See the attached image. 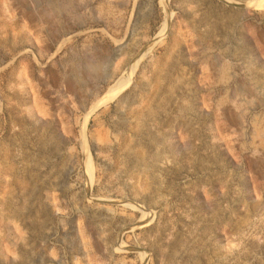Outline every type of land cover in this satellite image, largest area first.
I'll list each match as a JSON object with an SVG mask.
<instances>
[{"label":"rangeland","instance_id":"rangeland-1","mask_svg":"<svg viewBox=\"0 0 264 264\" xmlns=\"http://www.w3.org/2000/svg\"><path fill=\"white\" fill-rule=\"evenodd\" d=\"M253 2L0 0V264H264Z\"/></svg>","mask_w":264,"mask_h":264},{"label":"bare ground","instance_id":"bare-ground-1","mask_svg":"<svg viewBox=\"0 0 264 264\" xmlns=\"http://www.w3.org/2000/svg\"><path fill=\"white\" fill-rule=\"evenodd\" d=\"M256 4L260 3L261 5H264V0H255ZM253 2V4L255 3ZM68 4V3H67ZM252 4V3H251ZM255 4V5H256ZM166 22H164V26L165 27ZM146 53H142L136 60L135 62H133V65L131 66V69L129 70V73H127L125 76L120 77L116 82H114V84L110 85L108 90L105 92V95L100 99V103L99 104H104L107 103L108 101L113 100V98L118 95L123 89H125V87H127L131 81V76L134 73V71L136 70L139 61L141 60V58H143L145 56ZM98 105V104H97ZM98 107V106H96ZM94 111V110H93ZM92 111H89V113L87 112L86 115V120L89 118L90 114ZM84 130V128H83ZM82 236V235H81ZM84 236V235H83Z\"/></svg>","mask_w":264,"mask_h":264}]
</instances>
